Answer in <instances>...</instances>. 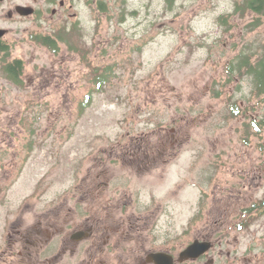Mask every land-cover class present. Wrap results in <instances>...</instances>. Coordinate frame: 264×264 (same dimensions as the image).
<instances>
[{
    "label": "rangeland",
    "instance_id": "rangeland-1",
    "mask_svg": "<svg viewBox=\"0 0 264 264\" xmlns=\"http://www.w3.org/2000/svg\"><path fill=\"white\" fill-rule=\"evenodd\" d=\"M103 1L105 12L82 11L57 53L13 50L25 82L0 81V136H14L0 143V162L15 163L1 168L0 238L78 207L105 215L89 206L106 173V192L126 188L179 243L204 225L193 217L210 202L238 193L242 264H264V215L246 212L264 194V95L245 67L230 72L241 53L250 64L264 55V16L234 12L242 0Z\"/></svg>",
    "mask_w": 264,
    "mask_h": 264
},
{
    "label": "flooded vegetation",
    "instance_id": "flooded-vegetation-1",
    "mask_svg": "<svg viewBox=\"0 0 264 264\" xmlns=\"http://www.w3.org/2000/svg\"><path fill=\"white\" fill-rule=\"evenodd\" d=\"M105 8L103 0H0V81L3 79L16 89L25 82L24 58L13 55L15 48L22 47L24 43L32 46L41 44L35 37H50V34L43 33L45 31L62 33L64 39L58 44H65L67 32L81 30L83 10L94 15L98 11L105 12ZM41 45L50 51L48 46ZM261 60H264V55L252 65ZM243 67L247 68L241 65L240 71ZM251 84L256 87L254 78ZM256 90L264 95L263 88L256 87ZM11 137L14 138L0 136V143ZM169 139L175 142L174 137ZM2 152L0 154L3 155ZM8 166L15 167L14 161L0 162V177L1 168ZM13 175L10 170L7 176L10 182ZM100 177L103 179L97 187L103 188L98 191L99 200L93 197L89 207H101L105 215H82L84 211L78 207L75 215H65L59 220L47 217L50 221H44V216L25 231L17 229L19 225L14 223L12 228L16 227V230L7 231L0 238V264H242V253H238V193L228 200L223 193L221 199L210 202L201 216L193 217L204 225L199 228L192 225L188 241L179 243L177 234L156 230L155 215H145L148 208L139 205L126 188L119 189L114 185L106 192L109 178L106 173L96 175V179ZM260 186L259 182L255 189ZM229 188L234 189L232 186ZM81 201L88 200L81 196ZM248 207L251 209L246 212L253 220L263 216L264 194ZM228 210L235 211L234 217L237 218L231 230L223 225ZM232 232L234 234L229 236ZM193 242L199 243L201 252L196 257L181 259L180 253Z\"/></svg>",
    "mask_w": 264,
    "mask_h": 264
},
{
    "label": "trees",
    "instance_id": "trees-1",
    "mask_svg": "<svg viewBox=\"0 0 264 264\" xmlns=\"http://www.w3.org/2000/svg\"><path fill=\"white\" fill-rule=\"evenodd\" d=\"M174 0H167L168 3H172ZM243 10H250L252 12H256L259 15L264 16V0H242L241 3H239L234 12H238L240 9ZM259 23V19H255L253 26H256ZM64 38H62V35L58 34L57 38H51L49 36H39L36 38V40L38 42H40L43 45H46L50 48V51L53 52L54 54L58 52V42L62 41ZM251 54V53H250ZM250 54H244L242 56L237 57V61H235L237 64L233 65L230 67V72H235L237 69H240L241 65L246 66L247 68V72L251 75V77L254 78L255 82H256V87H258L259 89H264V60L259 61V63H257V65L253 66L252 64L249 63V56ZM233 62V63H235ZM236 68V70H234ZM16 73V72H15ZM20 73V70H19ZM101 77V76H99ZM98 77V78H99ZM105 80V79H103ZM102 80V83H103ZM101 80L99 79V82ZM98 82V84H100ZM101 83V84H102ZM100 84V85H101ZM218 91L216 92V95H218ZM88 98L86 99L85 103H82V107L87 104ZM239 112V108L238 106H234L233 108V114H238ZM255 122H253L254 124ZM259 126L256 123V127ZM251 208L247 209V211H249Z\"/></svg>",
    "mask_w": 264,
    "mask_h": 264
},
{
    "label": "water",
    "instance_id": "water-1",
    "mask_svg": "<svg viewBox=\"0 0 264 264\" xmlns=\"http://www.w3.org/2000/svg\"><path fill=\"white\" fill-rule=\"evenodd\" d=\"M199 248V243L198 242H193L189 246H187L181 253H180V258H192L196 257L199 252H201L202 249Z\"/></svg>",
    "mask_w": 264,
    "mask_h": 264
}]
</instances>
